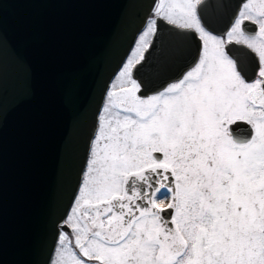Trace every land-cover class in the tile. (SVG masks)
<instances>
[{
  "label": "snow or ice",
  "instance_id": "obj_1",
  "mask_svg": "<svg viewBox=\"0 0 264 264\" xmlns=\"http://www.w3.org/2000/svg\"><path fill=\"white\" fill-rule=\"evenodd\" d=\"M218 6L220 30L210 0H153L105 86L48 264H264V0ZM165 28L195 48L158 51L169 82L151 91L141 73Z\"/></svg>",
  "mask_w": 264,
  "mask_h": 264
},
{
  "label": "water",
  "instance_id": "obj_2",
  "mask_svg": "<svg viewBox=\"0 0 264 264\" xmlns=\"http://www.w3.org/2000/svg\"><path fill=\"white\" fill-rule=\"evenodd\" d=\"M153 0H0V264H48L56 225L86 163L105 86L128 55ZM162 29L156 53H188ZM187 67L173 68L172 79ZM145 94H148L147 92ZM243 124L234 133L247 135Z\"/></svg>",
  "mask_w": 264,
  "mask_h": 264
},
{
  "label": "flooded vegetation",
  "instance_id": "obj_3",
  "mask_svg": "<svg viewBox=\"0 0 264 264\" xmlns=\"http://www.w3.org/2000/svg\"><path fill=\"white\" fill-rule=\"evenodd\" d=\"M210 3L211 7H208L204 10V15L212 23L214 28L220 30L223 28L224 23L227 20L228 9L218 6L221 3V0H210ZM233 55L239 58L241 69L244 72L248 73L251 71V65L248 59L241 52L234 51Z\"/></svg>",
  "mask_w": 264,
  "mask_h": 264
}]
</instances>
